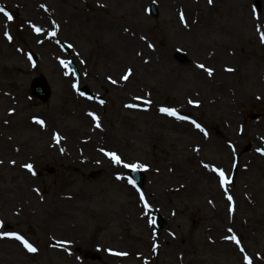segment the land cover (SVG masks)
<instances>
[{
    "label": "rangeland",
    "instance_id": "374dc122",
    "mask_svg": "<svg viewBox=\"0 0 264 264\" xmlns=\"http://www.w3.org/2000/svg\"><path fill=\"white\" fill-rule=\"evenodd\" d=\"M0 7L13 16L0 12V264H141L129 254L148 259L153 241L168 264H264V0ZM41 76L51 88L44 102L29 88ZM106 152L147 165L143 184H129L127 168Z\"/></svg>",
    "mask_w": 264,
    "mask_h": 264
},
{
    "label": "snow or ice",
    "instance_id": "6c2138e0",
    "mask_svg": "<svg viewBox=\"0 0 264 264\" xmlns=\"http://www.w3.org/2000/svg\"><path fill=\"white\" fill-rule=\"evenodd\" d=\"M208 3L209 4H212L213 3V0H208ZM41 7H44L43 5H41ZM0 12H2L9 21H11L13 19V16L11 14H9L7 11H5L4 8L0 7ZM181 19L183 20L184 19V16L183 14H181ZM33 29L39 33L41 31V29L39 27H36L35 25H32ZM53 35H55V33L53 32L52 33ZM5 36H7L9 39H11V36H9V34L7 32L4 33ZM261 42L264 43V32H261ZM69 47H71V45H69ZM149 47H153V45H149ZM198 67H200L201 69H204L205 68V65L203 64H199ZM228 71H232L233 69H227ZM131 69L128 70V72L122 77V79L124 80H127L129 78V76L131 75ZM206 71L208 72V75H212L213 73V69L211 68H207ZM113 83H116V81H112ZM75 87V85H74ZM83 94V93H81ZM190 103H192V101H189ZM160 111L162 113H166L167 115L169 116H176L178 119H187V117H179L176 110L174 108H167V107H161L160 108ZM93 115L94 119H99L98 117H95L94 114H91ZM35 119V118H34ZM41 125L44 124V121L43 120H39L38 121ZM192 123L195 125L196 128L200 129L201 131H203L201 125L199 123H197L196 121H192ZM99 123H97V127H99ZM57 141H59L60 137H59V134H56V136L54 137ZM61 151H63V149H61ZM101 151H104L103 149H101ZM258 151H261L258 149ZM107 156H109L111 158V160L120 165V164H123V166L125 168H129L133 171H135L137 168H141V167H144L146 168L147 165H141V164H135V163H125L120 156H118L115 152H106L105 153ZM14 163V162H13ZM23 167H25L28 171L32 172L33 175H35V172L33 171V165L31 163H27L25 165H23ZM205 167H207V165H205ZM216 172L219 173V176L221 178V185L227 183V180L225 179V174H224V171L219 169V168H216L214 169ZM117 179H123L122 176H120L119 174H117ZM129 184H132L133 186H135V181L132 180L131 178H129L128 180ZM139 191V189H138ZM140 199L143 201L144 200V194L141 192L140 193ZM229 200L232 199L231 196L228 197ZM147 202H145V207H147ZM229 231H231V229H229ZM3 235L5 236H12L14 237L15 239L19 240L23 246L29 251V252H32V253H35L37 251V248L34 247L31 243H29L28 240H26L22 235H19L17 233H3ZM230 239L236 241L237 244H239V240H237V238L235 236H232L230 237ZM243 251V249H241ZM111 251V250H109ZM116 255H126V253H115ZM245 260L248 261V264H251V261L248 259V257H245Z\"/></svg>",
    "mask_w": 264,
    "mask_h": 264
},
{
    "label": "bare ground",
    "instance_id": "6f19581e",
    "mask_svg": "<svg viewBox=\"0 0 264 264\" xmlns=\"http://www.w3.org/2000/svg\"><path fill=\"white\" fill-rule=\"evenodd\" d=\"M37 8H39L37 6ZM37 17H43L39 11V9L37 10ZM91 18H96V16L94 14L91 15ZM3 25L0 24V31L3 32ZM16 49L12 50L11 54H14ZM15 67H18L19 65H14ZM228 144H231L233 141L230 139L229 141H226ZM177 165V164H176ZM180 174H175V176H179ZM150 257L148 259H144L142 256V252H140L139 250H136V252L134 253H130L129 255L136 258L138 260V262H140L141 264H157V262L159 261V264H168L167 261L165 259H158V252H159V244L155 243L154 241L150 243ZM158 254V255H157ZM128 255V253L126 254ZM114 256L117 258L119 257L118 255L114 254ZM120 258V257H119ZM110 264H118V262H111Z\"/></svg>",
    "mask_w": 264,
    "mask_h": 264
},
{
    "label": "water",
    "instance_id": "95a60500",
    "mask_svg": "<svg viewBox=\"0 0 264 264\" xmlns=\"http://www.w3.org/2000/svg\"><path fill=\"white\" fill-rule=\"evenodd\" d=\"M151 13L153 16L157 15V11L155 10V8L153 6H151ZM64 49L68 50V47L66 45H63ZM178 58L182 59V53L178 52L177 53ZM69 65L70 67L74 70L76 76H79L78 70L75 66V64L72 61H69ZM31 89L32 92L38 96L39 98H41L42 100H45L46 98H48V96L50 95V90L48 87V84L46 83V81L43 78H38V79H34L32 81L31 84ZM137 175H135L136 180H140L141 178V173H135ZM158 224H161V219L160 217L158 218Z\"/></svg>",
    "mask_w": 264,
    "mask_h": 264
}]
</instances>
